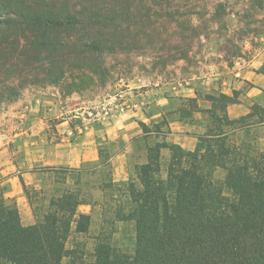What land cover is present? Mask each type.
Returning <instances> with one entry per match:
<instances>
[{"label":"trees","instance_id":"16d2710c","mask_svg":"<svg viewBox=\"0 0 264 264\" xmlns=\"http://www.w3.org/2000/svg\"><path fill=\"white\" fill-rule=\"evenodd\" d=\"M98 3L0 0V57L26 34L31 51L48 54L46 74L90 68L88 54L101 51L118 17ZM59 29L81 32L84 41L63 61L49 54L57 47L48 33ZM227 103L214 102L193 151L156 142L126 181L112 179L110 160L121 147L106 139L97 146L98 164L69 170L76 174L75 189L24 186L35 218L29 227L21 226L14 204L0 201V264H264V151L251 136L264 125V109L252 107L230 120ZM168 131L167 122L152 129L155 137ZM88 175L97 179L83 180ZM79 205L90 206V213H78Z\"/></svg>","mask_w":264,"mask_h":264},{"label":"rangeland","instance_id":"374dc122","mask_svg":"<svg viewBox=\"0 0 264 264\" xmlns=\"http://www.w3.org/2000/svg\"><path fill=\"white\" fill-rule=\"evenodd\" d=\"M100 3L110 6L118 17L112 24L115 31L105 36L107 42L101 45V51L88 54L90 68L68 66L62 73L46 74L48 67L43 60L48 54L31 51L26 34L20 35L15 49L8 50L5 58L0 57V66L8 69L0 73V118L7 120L10 116L20 127L16 131H22L21 121L28 114L38 112L35 102L48 98L88 102L99 114L90 123L98 126L116 110L113 105L124 108L127 98L138 91L230 67L237 59H248L264 40V0H99ZM48 36L57 47L49 54L58 61H63L66 54L71 58L81 51L84 42L82 33L71 29L51 31ZM26 45L27 51L22 53ZM72 45L77 49H70ZM105 111L108 115H104ZM75 120L79 123L81 118ZM6 131L7 121L0 123V134L5 136ZM251 136L257 148L264 149L260 144L262 129H252ZM100 142H104L102 138ZM155 143L153 139L144 143L140 140L138 145L146 149ZM160 152L169 156L168 151ZM133 173L131 166L129 178ZM75 177V172L69 170H45L32 187L75 189L79 186L74 184ZM96 179L88 175L83 180ZM94 196L101 198L96 192ZM100 212H91L94 222L99 221Z\"/></svg>","mask_w":264,"mask_h":264},{"label":"crops","instance_id":"0c3cea01","mask_svg":"<svg viewBox=\"0 0 264 264\" xmlns=\"http://www.w3.org/2000/svg\"><path fill=\"white\" fill-rule=\"evenodd\" d=\"M214 102H228L225 112L230 120L246 116L252 107L264 109V40L248 59H237L230 67L138 91L127 98L124 108L113 105L116 110L98 126L86 122L74 136L69 133L81 113L75 117L72 113H63L61 107L79 102L53 98L35 102L38 112L28 114L21 121L22 131H16L20 127H16L10 116L7 120L0 118V123L7 121L6 134L0 139V201L7 206L14 204L21 226L29 227L35 218L24 186H34L43 170L95 166L97 146L102 145V138L116 148L121 147L109 165L114 181H126L131 166L146 162L147 151L139 147L140 140L144 143L153 139L193 151L207 131L208 112ZM162 122L168 123L169 131L155 137L153 126ZM139 123L150 131L144 133ZM258 129L264 132V125ZM263 141L261 136L260 144ZM76 211L89 214L90 207L79 205Z\"/></svg>","mask_w":264,"mask_h":264},{"label":"built area","instance_id":"2783aa9c","mask_svg":"<svg viewBox=\"0 0 264 264\" xmlns=\"http://www.w3.org/2000/svg\"><path fill=\"white\" fill-rule=\"evenodd\" d=\"M65 102H79V103L75 104V105L72 104L73 106L70 104L67 106L66 105L62 106L61 111H63V113H65V114L72 113L73 115H75V117L78 113H81V116H80L81 121L79 123L75 124L74 128L69 133L70 136H74L75 134H79L83 129L84 123L89 122V121L91 122L93 120L95 121L96 116L99 115L98 113H96L93 110L92 106H90L88 102H81L78 100H67ZM61 115L63 116L64 114H61ZM104 115H108V112L105 111ZM2 137L3 136L0 134V139Z\"/></svg>","mask_w":264,"mask_h":264}]
</instances>
